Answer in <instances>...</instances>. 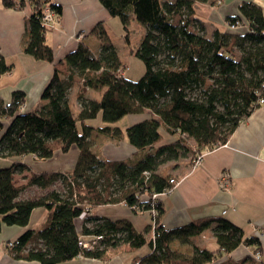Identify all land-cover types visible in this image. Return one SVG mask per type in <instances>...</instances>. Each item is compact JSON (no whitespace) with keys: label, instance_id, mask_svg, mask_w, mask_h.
Returning a JSON list of instances; mask_svg holds the SVG:
<instances>
[{"label":"trees","instance_id":"16d2710c","mask_svg":"<svg viewBox=\"0 0 264 264\" xmlns=\"http://www.w3.org/2000/svg\"><path fill=\"white\" fill-rule=\"evenodd\" d=\"M207 1L212 2L100 0L127 31L132 20L146 27L134 50L145 62L146 72L132 81L124 74L118 49L103 21L91 31L100 41L99 47L82 40L75 50L55 62L54 49L47 42L52 28L43 24L42 15L50 6L58 20L62 6L53 0H0V8H31L25 19L23 51L37 60L55 62L53 77L41 97L45 103L39 108L22 111L26 101L22 91L15 92L8 104L0 100V156L31 154L48 159L55 151L67 152L74 145L79 150L71 170L32 173L26 184L18 185L14 177L16 172L28 169L26 164L0 168V231L3 225L28 226L35 208L48 210L39 226L27 228L9 241L12 245L7 242L10 255L38 264H59L79 255L104 258L109 250L120 246L136 250L148 245L150 252L136 256L132 264H264L263 257H255L261 251L260 239L246 236L243 228L224 217L199 218L172 228L163 224L166 209L162 196L174 188L170 180L176 178L162 173L160 166L190 154L186 138L194 139L200 154L225 144L264 97L262 7L244 1L240 15L226 18L231 28L247 25L244 32L217 28L208 34L205 22L196 13L197 4ZM125 39L130 42L129 33ZM12 69L0 53V74ZM77 82L79 107L75 108L70 103V90ZM89 90L102 91L101 97L89 98ZM147 109L153 116L125 129L115 125L124 116ZM100 112L105 125L87 123ZM93 130L116 141L127 137L135 153L126 159L105 158L93 148ZM165 133L171 139L164 142ZM57 181L60 188L19 198L28 185L46 188ZM120 202L136 213L149 211L151 224L139 231L128 219L91 211L96 205ZM76 219L82 221L80 229ZM206 232L212 233L215 248L193 243L192 253L185 254L171 246L175 240L196 242ZM81 235H101L102 239L87 249L79 242ZM242 244L253 250L240 259L225 258Z\"/></svg>","mask_w":264,"mask_h":264},{"label":"crops","instance_id":"0c3cea01","mask_svg":"<svg viewBox=\"0 0 264 264\" xmlns=\"http://www.w3.org/2000/svg\"><path fill=\"white\" fill-rule=\"evenodd\" d=\"M53 1L62 6V13L54 28L47 33V42L54 49L55 62L75 50L82 40L89 42L93 48L99 47L100 41L91 35L92 29L98 22L103 21L106 26L110 27V24H117L116 17L109 14L100 0ZM244 1L257 3L264 12V0H212V2L197 4L196 13L205 22L208 34L217 28L242 33L247 29V25L231 28L227 25L226 18L231 15H240V5ZM30 13V7L23 11L0 8V53L9 64L13 65L10 72L0 74V100L8 104L13 100L15 92L22 91L25 93L26 100L22 106L24 112L35 110L45 103L41 98L42 93L50 83L55 68V62L37 60L23 51L25 19ZM120 58L122 60L121 55ZM78 89L79 83L77 82L70 90V103L74 104L75 108L79 107L75 97ZM87 96L98 99L101 94L97 96L89 90ZM151 115V111L147 109L140 114L126 115L115 125L125 129ZM96 122H99V119ZM96 122L93 125L87 120L88 124L95 127L106 124L101 121L96 125ZM168 137L165 133L164 142L169 141L170 137ZM91 138L93 148L100 150L101 154L108 159H126L136 151L127 137L116 141L93 130ZM202 154L199 165L192 166L193 163H191L190 166H185L179 175H173L179 179V182L170 192L162 196L166 209L163 224L167 228H172L199 218L224 217L243 228L246 236H257L260 239V252L264 258V233L258 230L264 225V104L257 107L246 120L236 127L225 144ZM78 155L79 150L74 145L67 152L55 151L54 155L48 159H38L31 154L24 157L0 156V168L8 167L13 163L26 164L28 169L18 171L14 175L16 183L20 185L26 184L32 173L71 170L76 165ZM225 170L230 172L232 178L228 189H222L218 181L220 174ZM61 186L60 181L46 188L34 184L28 185L19 198L43 195ZM91 211L99 216L128 219L139 231L144 230L152 222L149 211L136 213L124 202L96 205ZM47 214L46 208L38 207L32 211L28 226L3 225L0 231V264H38L37 261L14 258L8 253L6 246L7 242L16 239L27 228L39 226L46 219ZM76 225L80 229L82 221L76 219ZM175 241L171 243V246L180 251L175 246ZM197 241L199 245L216 247L213 237L206 244L200 239ZM252 250V246L242 244L232 253L227 254L225 258L240 259ZM149 252L148 245L136 250H127L120 246L109 250L104 258L79 255L59 264H132L136 256Z\"/></svg>","mask_w":264,"mask_h":264},{"label":"rangeland","instance_id":"374dc122","mask_svg":"<svg viewBox=\"0 0 264 264\" xmlns=\"http://www.w3.org/2000/svg\"><path fill=\"white\" fill-rule=\"evenodd\" d=\"M116 21H117V24H110L112 28L107 25L108 27H110L108 29V31H109L111 40L115 44V46L117 45L118 52L120 53V55L122 57V63L125 67L124 68L125 76L132 81H138L145 74L146 65H145V62L141 58L136 56L134 50L136 49V47H137L138 43L140 42L142 36L145 34L146 27L142 23H140L136 20H132L130 23L129 30H128L129 32H128L124 28V26L122 25L119 17H116ZM51 28H54V27H51ZM127 33H129V38H130L129 43L125 39V35ZM92 93L97 94V96H98L102 93V91L92 90ZM97 119H99V122L102 121L101 120L102 119V112L99 113L98 117L91 118L88 120H89V122H91L93 124L94 122H96ZM99 122H96L97 123L96 125H98ZM79 126H80V129H82L81 123H79ZM167 136H169V135L167 134ZM170 139H171V137H170ZM185 144L190 149V154H188V156L185 158H181V159L176 160V161H169V162L163 163L160 166V170L162 173L172 175V176L173 175L174 176L179 175V173L183 170V168L185 166L191 164L193 159H195V161L193 162L192 166L195 165L196 159L198 158V155H200V153L197 151V148L195 146V141L193 138H186ZM194 149L196 151H193ZM175 180L179 182V179L176 178ZM211 237H213L212 233L206 232L201 237H199V239L201 240V242L206 244L207 241ZM193 243H198V241H196V242L192 241L191 244H186V243H182L180 241H175L174 244L177 247V249L180 250V252H183L185 254H189V253H192V251H193V246H192Z\"/></svg>","mask_w":264,"mask_h":264},{"label":"built area","instance_id":"2783aa9c","mask_svg":"<svg viewBox=\"0 0 264 264\" xmlns=\"http://www.w3.org/2000/svg\"><path fill=\"white\" fill-rule=\"evenodd\" d=\"M42 22H43L44 25H46L48 27H54L55 26V24L57 22L56 14L50 8V6H47V7L44 8L43 15H42ZM259 103L261 105L264 104V97H261L260 98ZM202 156H203V154H200L198 156V158L196 159V162H195V165L194 166H197V165L200 164V162L202 160ZM170 181L173 183L174 186L178 184V181H176L174 178H172ZM218 181H219V185H220V187L222 189H228L230 187V184H231V181H232L230 172L228 170L223 171L220 174V176L218 178ZM171 190L172 189H170V191ZM158 195L159 194H154V197H157ZM258 230H259V232L264 233V225H262ZM101 239H102V236L101 235H88V236L81 235L79 237V242H80L81 246H83L84 248L92 249L96 245L99 244V241ZM8 244L9 245H12L11 242H8ZM255 257L257 259H261L262 258L261 252L260 251L259 252H256L255 253Z\"/></svg>","mask_w":264,"mask_h":264}]
</instances>
